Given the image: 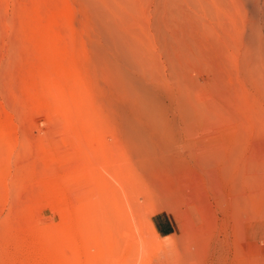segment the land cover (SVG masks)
<instances>
[{
    "label": "rangeland",
    "instance_id": "374dc122",
    "mask_svg": "<svg viewBox=\"0 0 264 264\" xmlns=\"http://www.w3.org/2000/svg\"><path fill=\"white\" fill-rule=\"evenodd\" d=\"M154 1L0 0V264L263 263L264 222L262 226L248 219L239 234L235 220H222L221 211L213 207L209 189L204 193L208 199L202 197L197 174L185 175L179 186L167 189L154 180L147 186L158 189L154 191L160 198L151 189L146 195L145 181L139 177L137 182L136 174L132 180L125 172L118 130L115 133L112 124L113 130L108 124L95 126L88 115L84 67L90 59L87 29L95 7L106 8L104 15L117 28L138 26L152 35ZM188 5L181 0L173 5L176 32L188 29L184 16ZM209 10L215 13L212 7ZM194 33L207 42L200 32L184 36L196 40ZM155 44L154 51L159 52L160 45ZM208 46L211 43L205 57L200 56L205 69L198 61L200 72L195 68L189 76H208L210 89H224L222 61L207 55ZM157 212H166L174 221L173 234L156 233L150 217ZM188 257L193 260L186 261Z\"/></svg>",
    "mask_w": 264,
    "mask_h": 264
},
{
    "label": "bare ground",
    "instance_id": "6f19581e",
    "mask_svg": "<svg viewBox=\"0 0 264 264\" xmlns=\"http://www.w3.org/2000/svg\"><path fill=\"white\" fill-rule=\"evenodd\" d=\"M181 1L189 3L184 14L190 22L186 24L188 29L184 24V30L176 32L178 17L173 6L176 0H155L151 3L152 35L150 29L143 31L138 26H130L128 30L117 28L113 19L104 15L106 8L95 7L96 15L87 26L90 59L86 61L90 64L84 67L89 90L88 115L93 125L101 124L106 128V124L109 127L112 124L115 129H110L115 133L118 130L122 139L121 153L125 154V157L120 154L125 161L122 164L125 170L132 172L125 171L132 180L136 174L135 180L142 178L145 186L156 180L167 189L179 186L185 175L197 174L196 183L202 197L209 189L215 198L213 207L224 216L222 220L232 217L238 233L243 234L242 225L246 220L262 226L264 222V0ZM211 7L215 13H210ZM187 32H200L210 41L211 53L207 51V55L218 56L215 60L222 61L227 77L224 89H210L208 76H189L199 65L205 69L200 56L205 57L210 43L203 44L195 33L196 40H189L190 34L189 38L185 37ZM153 43L160 45L159 52L154 51L156 44ZM192 139L196 142L192 143ZM122 164L119 168L124 167ZM150 186L145 188L146 195ZM153 187L151 194L156 190ZM196 190L192 193L196 194ZM197 194L200 197L198 191ZM174 195L168 194L172 199ZM202 197L199 199L204 200ZM170 198L166 201H171ZM187 252L185 250L186 256ZM260 264H264V257Z\"/></svg>",
    "mask_w": 264,
    "mask_h": 264
},
{
    "label": "crops",
    "instance_id": "0c3cea01",
    "mask_svg": "<svg viewBox=\"0 0 264 264\" xmlns=\"http://www.w3.org/2000/svg\"><path fill=\"white\" fill-rule=\"evenodd\" d=\"M150 222L160 237H167L176 231L174 221L166 212L153 214L150 217Z\"/></svg>",
    "mask_w": 264,
    "mask_h": 264
}]
</instances>
